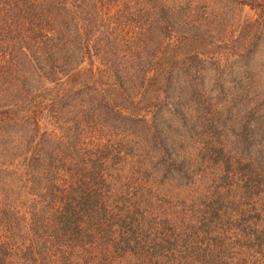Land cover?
<instances>
[{
    "label": "rangeland",
    "instance_id": "1",
    "mask_svg": "<svg viewBox=\"0 0 264 264\" xmlns=\"http://www.w3.org/2000/svg\"><path fill=\"white\" fill-rule=\"evenodd\" d=\"M87 2L82 16L96 19L105 37L103 46L109 44L112 49L108 51L116 50L124 56L114 66L119 74L126 70L128 73L116 90L119 88L128 93L129 89H134L132 86L143 82L141 71L145 69L146 83H151L149 78H152L155 84L151 83L146 95L128 93L120 100V93L108 94L112 82L106 72L100 73L101 67L96 64L98 60L102 64V60L92 58L83 67L87 73L96 68V79L102 80L104 88L98 94L97 88L92 86L93 91L75 87L73 91H85L81 95H70V105L78 109L73 115L69 110L71 117L57 109L52 118L53 127L41 132L48 136L37 137L33 135L34 131L28 132L27 128L19 126L0 130V221L3 222L0 225V245L3 246L0 250L6 254L7 264H26L22 257L29 253L37 262L30 264H50V259L41 261L38 250L45 256L54 252L53 264H64V258L68 259V264H179V261L187 264L177 240L193 237L194 225L188 218L192 215L188 216L187 210L200 196L211 194V191L223 194L219 204L224 213L215 216L211 224L210 230L216 231L217 236L201 235L200 254L205 251L210 255L209 264H245L248 256L236 230L245 231V217L240 216L245 209L242 199L245 181L250 180L251 186L254 182L258 184V191L253 189V192L259 196L264 194L260 191L262 186L264 189V0H151L154 12L152 16L142 15L139 26L134 24L133 10L129 11L132 4L127 6L123 0ZM158 5L165 12L170 9L177 14L166 28L158 23L157 29L150 30L151 20L158 17ZM188 20L191 21L189 28L185 26ZM91 27L90 24L81 30L83 37ZM192 28L197 31L186 37ZM38 31L41 36L37 42L27 44L30 49L20 48L22 42L16 35L6 34L0 43V70L5 67L2 62L6 55L18 64L13 65L14 70L0 74V104L5 103V99L27 100L23 106L27 117L30 111L32 115L38 111V105L50 109L54 104L52 98L62 95V85L66 81V77L58 73L59 68L66 66H60L56 55L49 64L47 54L52 51L45 53L38 49L51 48V42L46 38L53 35L55 28L45 24ZM169 33L184 36L174 38L173 42H177L162 53L168 60L172 55L179 56L176 72L180 75H176L173 87L163 95L157 94L155 89L165 78L157 80L158 71L152 68L156 75H150V65L146 67L141 63L150 62L159 53L157 46ZM184 39L188 41L182 43ZM2 48L7 53L1 51ZM111 67L113 72V64ZM41 74L51 81H46ZM94 98L98 101L109 98L107 101L113 104L115 111L110 109V114L106 115L109 109L105 108L93 113L89 103L86 105L85 102ZM114 99H118L117 103ZM156 99L160 101L161 109L153 116L148 114L146 122L135 121V117L143 116L157 104ZM74 116L79 121L85 119V125L73 121ZM21 117L24 118L23 114ZM32 136L34 145L36 142L48 149V154H54L53 161L71 156L55 169L60 179L43 180L38 174L44 167L42 160L32 161L38 158L32 151L34 145L29 143ZM105 144L116 153L117 159L104 161V167H101L103 162L99 163L93 180H98L97 183L105 180L109 195L117 192L125 200L120 203L121 207L110 208L112 219L107 216L104 221L108 234L104 236L103 244L109 249L106 255L109 262L104 263L93 257L96 253L89 243L92 240L69 237L60 219L56 221L59 236L49 237L50 243L34 239L33 235L37 233L31 230L34 223L39 224L40 212L55 213V210H45L48 203L41 200L48 184L55 188L68 178L74 180L76 173L80 174L84 155L96 154V149ZM29 160L34 166L42 163L32 179H28L23 167H33ZM46 172L44 169L43 174ZM101 174L105 175L103 181L99 178ZM210 187L214 190H208ZM241 199L243 207L238 205ZM113 202L111 200L109 205ZM123 204L124 208L128 204L131 211H123ZM169 205L179 210L169 208ZM263 207L264 203H259L257 210L264 211ZM15 217L22 224L27 221L28 225L20 231L13 228L8 222ZM54 219L51 217L44 222L50 226ZM124 223L130 226L128 229L143 231V238L133 242L130 231L126 235L130 245L123 243L113 247L111 242L115 237L111 234L120 236ZM42 232L40 228L39 233ZM30 239L34 240V248L29 250ZM10 249L14 254L12 260L7 256ZM194 263L197 264L196 260Z\"/></svg>",
    "mask_w": 264,
    "mask_h": 264
},
{
    "label": "trees",
    "instance_id": "2",
    "mask_svg": "<svg viewBox=\"0 0 264 264\" xmlns=\"http://www.w3.org/2000/svg\"><path fill=\"white\" fill-rule=\"evenodd\" d=\"M87 1L88 0H0V21L2 25L0 28V43L5 39L6 34L13 36L16 35L18 41L22 42L20 48L25 46L30 49L27 44L30 42L34 43V40L40 38L41 35L38 29L47 24V26L55 28V32H53V35L50 38H46V41L51 42V48L47 50L44 47H39L38 49L41 52L52 51L47 54V56L49 57L47 60H50L49 64H52L51 60H54V57L57 56V61L61 62L60 66H66V68L64 69L62 67L58 69V73L63 74V76H60L66 77V81H64V84L62 85V88L64 90L61 88L63 90V93L61 92V96L52 98V103L54 104L50 109H48L47 106L41 107L38 105V111H36V113L32 115L31 111L29 110L30 116L27 117L24 114L25 108L23 107L24 103H26L27 100L17 98V102L15 100V102H13L7 101L5 99V103L0 104V117L4 118L0 119V130L4 131L6 129L19 126L27 128L28 132L34 131L33 135L37 137L48 136L46 132H44L43 134L41 132L44 131L45 128L53 127L52 118H54V115H56V113L54 112L57 109H60L59 111L61 114H67L69 117H71L69 114V110L72 111L71 115H73V111H75L76 108L78 109L77 106H73V104L70 105L71 94L81 95L85 91H93L94 88H91L90 86L97 88L95 92L100 94L99 90H102L104 88V83L102 82V80L100 79L97 81L96 79V75H98L96 68L90 70V73H87L85 72L86 70L83 67V64H85L87 60H91L92 58L102 60V64L99 60L96 64L97 67H101L100 73L106 72L108 80L112 82L110 88L108 89V94L114 93L116 95H119L120 93V100H124L126 96L123 95H128V93L129 95L133 93H136V95L138 96H140L141 94L146 95L147 90L151 86V83L155 84L154 81L152 82V78H149V82L151 83H146L148 79L145 76V69V71H141L143 75V82H138L139 85L132 86L134 87V89H129L128 93L123 92L122 89H119L124 83V76L127 75L128 72L126 70L125 72H121L119 74V72L116 71L117 67H115L114 65L118 59H124V56H120L119 52H117L116 50L113 52L108 51V49H112V47H109V44L106 47L103 46V40L105 39V37L104 34L100 31V23H98L96 19L93 21L90 17L88 18L82 16V13L86 11V6L88 4ZM150 1L151 0H123L124 4L127 6L132 4V7L129 8V11L133 10V16L136 17V21L134 23L136 26L140 25L142 15L152 16L151 14L152 12H154V10L152 9V4L150 3ZM156 10L159 12L157 13L158 17L151 20V23L149 24L150 30L157 29L158 23L166 28L171 23L172 17L177 14L170 9L165 12V9H163L161 5H158ZM90 24L92 25V27L86 31V35L85 37H83L81 34V30H83V28L85 29V27L89 26ZM190 25L191 21L188 20L185 26L189 28ZM188 31L189 33L186 34V37H189L190 34L195 33L197 29L192 28ZM182 36L184 35H173V33L165 35L163 40L157 46L160 47L159 53L153 56L150 62L145 61L144 63H141V65H144L146 67L150 65L148 69V73L150 75H153V73L154 75H156L155 71H158V75L156 76L157 80L165 78V81L155 89V92L157 94L164 95L166 92L170 91L171 87H173V82H175L176 75H179L176 72V68H178L177 62L179 60V56L172 55L170 60H168L162 53L165 50L171 48L174 43L177 42H173L174 38ZM187 41V39H184L181 42L183 43ZM33 46L34 44H32V47ZM1 51L7 53L4 48H2ZM11 55L13 56V54ZM4 57L5 59L2 63L5 65V67L0 70L1 75H3L2 72L14 70L13 65H18L16 64L17 61L6 58L8 57L7 55ZM11 61L13 64L8 65ZM112 64L113 72L111 67ZM152 68H154L155 71L152 72ZM37 71L38 70H35L36 73ZM131 73H134V71L132 70ZM41 76L43 75L41 74ZM43 77H45L46 81H51V79L49 80L48 76ZM66 83H68V85H66L65 87ZM49 84H52V82H50ZM117 85H119L118 91L121 92H118L116 90L115 87H117ZM77 86L85 88L86 90L83 92L79 90L73 91ZM1 91L2 90L0 89V93H2ZM108 99L109 98L105 99L104 101H98L97 98H94L91 101H86L85 104L87 105L89 103V108L93 113H96L98 110L103 111L105 108H107L109 109V113L106 112V115H109L110 109L114 110L115 107L113 106V104H110V102L107 101ZM114 101L116 102L118 101V99H114ZM155 102H157V104L153 105V108L150 109L148 113L144 114L143 116H137L134 118V120L138 123H143L148 119V114H151L152 116L156 114V112H158L161 108L159 107L160 101L156 99ZM22 114L24 118L21 117ZM73 121L80 125H85L86 120L83 119L82 121H79V119L74 116ZM33 140L34 137L32 136V139L29 141L31 146L34 145ZM109 147L110 146H107V144H105V147L102 146L101 149H96V154H85L83 158L84 160L82 161V165L79 169L80 174L76 173L74 180L68 178L66 181H64L63 184L61 183L59 186H55V188H52L48 184V190L43 194L41 200L48 203V205H45V210H55V213L44 212V210L42 211V213L40 212V214L38 215L41 217L38 218L39 224L34 223L31 230L34 233H37L36 236L33 235L34 239L38 238L39 241L46 240L44 243H50L51 239L49 237L52 238L54 236H59L60 228L56 224V221L60 219L61 221H63L61 226H65V230L69 234V237H75V239L78 238L84 240L86 238L91 239L92 241H90L89 243L92 244H90V246L94 247L96 253L95 256H93V253H90L91 256H93L96 260L99 259V262L105 263L107 262V260L109 262V258L106 257L107 252L109 253V249L104 248L105 246L103 244V240L108 234V231H105V228L107 226L106 222L104 221L107 220V216L112 219L109 209L114 208L115 210L116 207L120 206V203L125 200L124 196L119 193L116 194L117 192L109 195V190L107 191L109 185L107 186L105 180L103 179L105 175L102 176L101 174V177H99H103V183H97L96 181L98 180H93L95 175L98 173L99 163L103 162L101 163V167H104V161L114 162V159H117L116 153H113V150L111 152ZM43 150L45 151V155L43 154ZM32 151L33 154L38 157L33 158L32 161L34 162L42 160L43 164L39 163L34 166L32 161L29 160L33 167L23 166L25 167L24 173L28 175V179H32L35 177L33 175L38 170V166L41 164L44 168L38 174L43 180H50L52 177H54V179H60V177L57 176V170L55 171V169L59 167V164L62 165L64 163V160L66 162L68 157L71 159V156L67 155L64 160L57 159L56 161H53L52 156L54 154H48L46 151L49 150L41 147L36 142ZM118 153L120 154L122 153V151H119ZM44 169L47 171L45 175L43 174ZM249 182L250 180L245 181V196L242 197L243 201L245 202V209L242 210L243 214L240 213V216L245 217V231L236 229L238 230L237 237L239 238V241L242 242L241 246L245 247V254L246 256H248V258L245 260V264H264V211L259 212L257 210V206L259 205V203H264V194L260 196L257 195L256 192L258 190L256 191V189L258 184L254 182V186H251ZM209 189L214 190L213 187L208 188V190ZM253 189H255V193L253 192ZM260 191L264 192L263 186L261 187ZM209 193L211 194L207 193L200 196L197 201L194 202V205L192 204L193 207H189V209L187 210V212H190L187 215H192L188 218L194 225V227L192 226V229L195 230L192 233L193 237L189 238L185 236V238H179L177 240V244H181L182 246V258L187 261V264H195V260L197 264H209L208 257H210V255H208L205 251L200 254L202 250H200L199 248L201 235H207L209 236V238L213 237V235L216 233V231L210 230V228L212 227L211 224L213 223V218L215 216L219 217V215L224 213L222 212L220 207L222 204H219V202H221L223 194L215 191H211ZM256 196H258V201H256ZM109 197L111 198V200H114L113 204L109 205L111 201H108ZM242 199L238 202V205L243 207ZM125 206L126 207L124 208L123 204V211H131L128 204ZM174 207L175 206L169 205V208ZM175 208L178 209L177 207ZM238 208L240 209V207ZM79 209H81V211H78ZM101 210L103 211V213L101 212ZM52 214H54V216H50ZM51 217H55V219L50 226H47L44 220H48ZM12 219L13 220L8 223L9 225L11 224L13 228L16 227L18 228L17 230L20 231L24 227H26L27 221H24L25 224H22L17 220V217H15V219ZM2 224L3 222L0 221V225ZM127 226L125 224L124 230L122 231V233H120V236L117 233L112 232L111 234L109 232V235L111 234L113 237H115V239H113L114 241L111 242V245L113 247L122 245L123 243L130 245V243L127 242L129 237L126 238V235H129L130 231L133 232V242L142 240L144 234L143 231H134L128 229L130 228V226ZM132 226L134 227L135 225ZM141 226L144 227L143 224H140V227ZM40 228L43 230L42 233H39ZM125 229L127 231H125ZM138 233H142V235ZM119 238L120 241L118 240ZM30 240L31 243L29 250L31 248H34V240ZM168 241L171 242V239H169ZM94 244L99 245L95 246ZM48 246L50 247V245ZM100 246H102L104 250H102ZM2 247L3 246L0 245V249ZM207 247H210V244H208ZM38 252L41 261L50 259L49 263L53 264L54 261L52 260L56 258L54 252L49 256H45V254H43L40 250H38ZM46 254H48V252ZM5 255L6 254H3L0 250V264H7V258ZM13 255L14 254L10 249L9 254L7 255L9 260L13 259ZM34 258L36 259L35 256ZM22 259L24 260V262H26V264H30L33 261L34 263H37L33 259V256L30 255V253L24 255ZM22 259L20 261H22ZM64 259V264H68V259ZM179 264H181L180 261Z\"/></svg>",
    "mask_w": 264,
    "mask_h": 264
}]
</instances>
